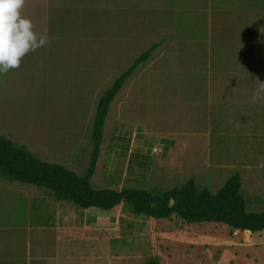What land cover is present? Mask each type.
Returning a JSON list of instances; mask_svg holds the SVG:
<instances>
[{
  "label": "rangeland",
  "instance_id": "rangeland-1",
  "mask_svg": "<svg viewBox=\"0 0 264 264\" xmlns=\"http://www.w3.org/2000/svg\"><path fill=\"white\" fill-rule=\"evenodd\" d=\"M22 14L48 43L0 75V136L83 174L100 97L161 42L109 106L92 186L194 178L214 193L238 173L247 209L264 210V0H26ZM211 223L82 208L0 178V264H224ZM250 253L231 264H258Z\"/></svg>",
  "mask_w": 264,
  "mask_h": 264
},
{
  "label": "trees",
  "instance_id": "trees-1",
  "mask_svg": "<svg viewBox=\"0 0 264 264\" xmlns=\"http://www.w3.org/2000/svg\"><path fill=\"white\" fill-rule=\"evenodd\" d=\"M160 45L161 42L155 43L141 53L100 97L92 126L91 158L83 174L62 164L44 161L25 146L16 145L10 139L0 136V178L45 187L57 200L73 202L82 208L111 210L124 204L137 216L154 219L177 216L187 223L216 222L234 230H264V210L256 212L247 209L238 173L229 177L214 193L208 188H200L194 178L162 192L128 187L121 190L97 189L92 186L91 178L96 170L109 106L125 82L139 66L148 62ZM143 264H160V259L151 257Z\"/></svg>",
  "mask_w": 264,
  "mask_h": 264
},
{
  "label": "clouds",
  "instance_id": "clouds-1",
  "mask_svg": "<svg viewBox=\"0 0 264 264\" xmlns=\"http://www.w3.org/2000/svg\"><path fill=\"white\" fill-rule=\"evenodd\" d=\"M25 2L0 0V75L19 68L26 54L48 43L47 34H38L33 21L22 14ZM262 91L264 83L261 82L252 102H256Z\"/></svg>",
  "mask_w": 264,
  "mask_h": 264
},
{
  "label": "crops",
  "instance_id": "crops-1",
  "mask_svg": "<svg viewBox=\"0 0 264 264\" xmlns=\"http://www.w3.org/2000/svg\"><path fill=\"white\" fill-rule=\"evenodd\" d=\"M209 232V242L216 244L221 249L222 259L224 264H231L233 258L238 261L244 258L248 259L247 252H251V257L254 260L258 259V264H264V230L251 232L249 230H234L227 226V231L221 228V223H211ZM226 226V225H223ZM221 233V236L218 232ZM248 239H251L248 242ZM249 258V259H250Z\"/></svg>",
  "mask_w": 264,
  "mask_h": 264
}]
</instances>
